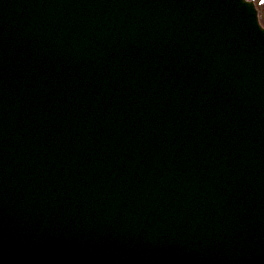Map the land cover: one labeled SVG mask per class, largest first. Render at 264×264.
Returning <instances> with one entry per match:
<instances>
[{
  "label": "water",
  "instance_id": "water-1",
  "mask_svg": "<svg viewBox=\"0 0 264 264\" xmlns=\"http://www.w3.org/2000/svg\"><path fill=\"white\" fill-rule=\"evenodd\" d=\"M263 173L251 3L0 0V264H264Z\"/></svg>",
  "mask_w": 264,
  "mask_h": 264
},
{
  "label": "bare ground",
  "instance_id": "bare-ground-1",
  "mask_svg": "<svg viewBox=\"0 0 264 264\" xmlns=\"http://www.w3.org/2000/svg\"><path fill=\"white\" fill-rule=\"evenodd\" d=\"M238 161H237V163H236V161L235 160H232L231 161V163L227 166V169H226V171L227 172H231V171H233L235 168L236 169H238ZM260 178H264V173L263 174H260V175H258ZM255 177V176H254ZM254 177H252L250 180H251V183H249V184H247V185H243V183L244 182H246V181H243V180H240V182L239 181H237L236 179H234L233 180V183L234 184H236V185H238V186H244L245 188H249L250 186H252V185H260L259 184V181L257 180V179H255L254 181H253V178ZM247 179V177L245 176V178H244V180H246ZM249 181V180H248ZM230 188H232L231 186H230ZM254 188H257V186H255ZM240 197H242V195H240Z\"/></svg>",
  "mask_w": 264,
  "mask_h": 264
},
{
  "label": "rangeland",
  "instance_id": "rangeland-1",
  "mask_svg": "<svg viewBox=\"0 0 264 264\" xmlns=\"http://www.w3.org/2000/svg\"><path fill=\"white\" fill-rule=\"evenodd\" d=\"M257 9L259 10V20H260V23L264 26V3H259L257 1Z\"/></svg>",
  "mask_w": 264,
  "mask_h": 264
},
{
  "label": "flooded vegetation",
  "instance_id": "flooded-vegetation-1",
  "mask_svg": "<svg viewBox=\"0 0 264 264\" xmlns=\"http://www.w3.org/2000/svg\"><path fill=\"white\" fill-rule=\"evenodd\" d=\"M253 1H255L256 3H257V1L259 2V3H261V0H253ZM258 4V3H257Z\"/></svg>",
  "mask_w": 264,
  "mask_h": 264
},
{
  "label": "snow or ice",
  "instance_id": "snow-or-ice-1",
  "mask_svg": "<svg viewBox=\"0 0 264 264\" xmlns=\"http://www.w3.org/2000/svg\"><path fill=\"white\" fill-rule=\"evenodd\" d=\"M261 3H264V0H261Z\"/></svg>",
  "mask_w": 264,
  "mask_h": 264
}]
</instances>
